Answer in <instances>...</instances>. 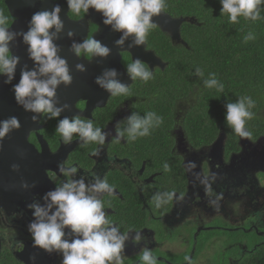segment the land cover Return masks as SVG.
Listing matches in <instances>:
<instances>
[{"label":"clouds","instance_id":"9594fccd","mask_svg":"<svg viewBox=\"0 0 264 264\" xmlns=\"http://www.w3.org/2000/svg\"><path fill=\"white\" fill-rule=\"evenodd\" d=\"M219 3L220 16H227L230 24H238L241 17L252 23L264 20V0H219ZM66 4L68 11L75 16L87 15L90 10L100 14L105 26L112 32L120 33L114 45L121 50L126 43L128 49L146 45L150 31L156 27L153 17L160 15L168 6L167 0H66ZM61 12L60 4L53 3L51 9L32 14L27 31H14L10 27L14 22L10 15L0 10V77H4V84L12 85L11 91L17 105L33 114V122H39L42 116L46 120L59 118L55 132L64 145H70L74 137L78 138L82 146H103L109 137L112 143L118 144L122 140L131 143L150 136L164 120L154 110L143 114L131 112L116 122L115 135L106 131V127L95 126L91 119L82 118L80 114L61 118L62 113L70 110L71 106L67 103L60 104L57 89L60 85L70 86L73 81L68 61L60 55L62 47L56 43L65 29ZM74 36V31H67V37L72 40L69 50L77 59L89 58L90 62L94 58L107 59L112 54V49L94 35L87 36L80 42L73 39ZM18 38L26 45L32 67L27 63L23 64L20 67L19 81L13 84L20 57L12 53L10 45ZM256 38L255 32L248 31L243 36V43ZM75 69L81 73L87 71L84 63H77ZM125 72L131 81L147 83L155 79L154 72L139 58L127 63ZM192 75L203 81L205 89L224 93L225 85L215 72H209L205 76L204 69L197 66ZM120 76L121 73L114 67L103 68L100 75L95 77L94 83L111 97L130 96L131 89L121 81ZM225 101L224 120L227 127L239 139L251 140L253 133L247 124L255 116L253 109L257 101L251 95L239 96L235 101L225 96ZM20 127L16 116L0 120V142ZM92 155L98 156L99 152L94 151ZM210 159L209 157L208 160ZM11 167L13 171H19L18 164ZM182 167L183 173L192 177V187L203 188L207 206L220 212L224 193L216 192L213 188V184L220 178L219 172H209L207 169L197 172V164L191 160L184 161ZM57 168L65 179L43 195V203L34 200L27 205L33 217L27 225L33 248L42 249L50 255H60V264H125L127 244H142L143 247L137 253V264H158L159 258L153 254L150 242L141 229L129 225L122 231L119 223L108 218L103 196L113 197L116 194L114 184L94 171L81 174L80 169L71 162L61 161ZM163 171H171V165L167 161L163 162ZM21 187L28 189L35 187V184L29 185L22 181ZM185 199V192L178 193L175 188L163 189L152 194L150 203L156 210L167 211V206L174 201L181 203ZM110 206L111 202L108 201V207ZM6 215L5 210L0 208V217ZM16 215L13 213L12 218ZM17 243L23 248L22 241ZM35 259V255L29 257L32 264H35ZM184 261L186 264H193L189 255L184 256Z\"/></svg>","mask_w":264,"mask_h":264},{"label":"flooded vegetation","instance_id":"af4514ba","mask_svg":"<svg viewBox=\"0 0 264 264\" xmlns=\"http://www.w3.org/2000/svg\"><path fill=\"white\" fill-rule=\"evenodd\" d=\"M81 19L86 20V37L96 36L99 33L98 26L93 23L88 14L77 20ZM118 54L119 65L125 72L124 61L126 59L132 60L126 52L119 51ZM116 56L115 53H112L108 58L115 61ZM94 59H91L90 62L89 58L77 60L91 64ZM124 75L128 77L126 72ZM131 84L132 81L129 78L128 85ZM103 97L99 101L89 104L86 101L69 104L71 108L65 112L68 113L69 117L80 114L82 118L91 119L95 126L106 127V131L115 135L114 126L116 122L133 112V104H130L123 96L111 97L108 93L106 97ZM11 112L14 111L8 108L6 117H1L0 112V120L11 117ZM19 112L26 111L21 107V110L14 112L13 116H16L20 121ZM32 115L31 113L30 118ZM63 117L62 114L61 118ZM22 119L24 120V118ZM58 119L46 120L42 116L39 122L32 125L24 139L30 147L28 152L19 148L17 130H13L0 142L2 145L0 146V208H3L7 214L0 217V264H32L29 260L32 255L36 257L35 264H60L62 259L60 255L56 253L50 255L42 249L32 247V238L27 231V225L33 217L32 211L28 209L27 205L34 200L43 203V195L47 191L53 190L56 184L65 179L57 168V164L61 161L71 162L80 169L81 174H88L93 171L99 173L102 177H106L109 183L116 186V194L113 197L103 196L106 211L109 213L108 218L112 219L114 223H119L122 231L129 225L141 229L150 242L149 247L153 254L159 258L158 264H186L185 255L192 257L193 264H215L213 253L209 256L207 250L203 248L206 246L207 249H210L208 243L213 245L212 241L218 237L222 241L224 236L229 237L235 232L245 230L239 229L244 218H235L233 212L227 208V204L234 201H245L244 207L247 210L260 206L259 200L261 199L257 198L258 195L255 192L257 189L261 190L257 186L261 180V183L264 184V136L262 135L255 140L238 138L239 150L230 151L227 155L224 154L223 150L225 137L222 133H219L210 145L198 149L188 147L184 141L183 158L181 151L179 152L177 149V139L181 141V126L176 124L173 128V149L181 159V166L184 161H187L186 157H190L189 154L197 151L194 153L197 164L195 171L199 172L205 169L209 172L218 171L220 178L213 184V188L216 192H223L224 199L221 201V211L215 212L207 206V198L203 188L199 186L193 188L191 185L192 177L185 174L186 199L178 203L176 207L177 203L174 201L168 211L155 214L149 206L154 182L152 140H150L145 151H140L136 141L129 143L122 140L117 144L112 143L109 137L103 146L95 144L82 146L78 138L74 137L71 143H75L73 148L66 151L65 148L60 149L64 144L55 132L54 126ZM50 123L53 124V127L48 125ZM177 129L180 132L179 135L176 134ZM219 137L222 138L221 148L216 143ZM45 145L47 148L43 149L42 146L45 147ZM94 151H98L99 155H92ZM145 153L147 156L143 158ZM209 157L211 158L210 161L208 160ZM13 164L19 165V171L12 170ZM22 181H26L29 185L35 184V187L24 189L21 187ZM145 187L149 188L144 189ZM255 198H257L256 202H254ZM108 201L111 202L110 207H108ZM139 212L145 214L143 223L138 221L137 213ZM192 212L195 213V217L190 220ZM256 212L258 213V211ZM13 213L17 214L15 218H12ZM169 217L179 219L178 225H189L188 227L192 230L189 233L183 228L171 230L168 222ZM237 221H240V224L236 225L235 222ZM214 229L215 231L212 232ZM251 229L254 228L251 227ZM245 231L247 232L248 229ZM176 232L181 233V245L177 254L170 255V251H176L179 245L174 248L172 244L173 238L171 236ZM209 232H212V236L206 238L203 245L195 246V238L200 233L207 235ZM255 232L256 236H254L250 248H247L248 246L242 242L238 246L239 252L234 258L232 257L231 244L220 247L223 260L218 264H239L244 259L248 264L252 253L255 255L256 251L260 250L261 253H264V234L256 230ZM187 237L190 238L191 245H188ZM18 241L23 242V248L19 246ZM222 243L225 245L223 241ZM141 247H143L142 244L140 246L127 244L125 264H137V253Z\"/></svg>","mask_w":264,"mask_h":264},{"label":"trees","instance_id":"16d2710c","mask_svg":"<svg viewBox=\"0 0 264 264\" xmlns=\"http://www.w3.org/2000/svg\"><path fill=\"white\" fill-rule=\"evenodd\" d=\"M167 5L162 12L171 18L193 19L192 23L185 22L180 26L183 44H175L169 34L157 26L153 28L145 49L152 51L165 66L162 70L154 68L155 79L147 83L132 81L131 95L125 97L133 104V111L143 114L154 110L164 118L163 124L150 136L136 141L140 151L148 148L150 140L153 143L152 194L156 190L172 188L178 193L186 191L181 159L173 149V128L176 124L181 126L182 137L192 149L210 145L222 133L225 137L224 154L239 150L238 137L224 120L225 96L235 101L239 96L251 95L257 101L253 109L255 116L248 121L247 127L253 133L251 140L264 136V20L252 23L241 17L238 24H230L227 16H220L219 0H167ZM0 10L9 14L4 0H0ZM67 16L77 20L84 15L75 16L69 10ZM248 31L255 32L257 38L243 43V36ZM129 62L130 59H126L124 67ZM197 66L204 69L205 76L209 72L217 74L225 85L223 94L204 88L203 81L192 75ZM48 125L53 127L52 123ZM146 156V153L143 154V158ZM165 161L171 165V171L167 173L163 171ZM149 206L155 214L166 212L156 210L150 201ZM169 208L170 205L167 211ZM137 214L139 223H143L144 212ZM245 230L233 233L227 240L226 244L232 245L231 250L236 255L242 242L250 248L256 236L254 229ZM261 252L252 253L248 264H264V253ZM239 264H246L245 259Z\"/></svg>","mask_w":264,"mask_h":264},{"label":"water","instance_id":"95a60500","mask_svg":"<svg viewBox=\"0 0 264 264\" xmlns=\"http://www.w3.org/2000/svg\"><path fill=\"white\" fill-rule=\"evenodd\" d=\"M53 3H59L62 12L61 18L64 21L65 29L64 33L61 34V38L56 41L61 47L62 51L60 55L68 61L71 74L73 76V81L70 86L65 87L64 85H60L57 89V96L59 98L60 104H74L78 101H86L87 104L99 101L103 96L106 97L108 95L107 92L100 89L95 83V77L100 75L103 68H116L120 73L121 81H125L124 83L128 84L129 78L125 77V72L119 65V51L126 52L131 60L139 58L146 63V66L149 67L151 71L154 68H160L161 70L164 68L165 64L161 62L159 58H157L152 51L145 50V45H141L138 47H134L132 49L127 48V43L124 46V49H118L114 45V41L117 40L120 36V33H115L110 30L108 26H105L102 23V17L100 14L96 13L93 10H90L88 13L89 18L96 24L99 28V33L95 36L97 40H100L103 44L107 45L112 49V53H115L116 60L114 59H104L99 60V58H95L94 62L91 64H86L85 62L78 61L72 52H70L69 48L72 43L67 37V31L72 30L75 32V39L77 42L85 39L87 35V24L86 20H70L67 17L68 6L66 4V0H4V4L7 8L9 15L14 21L10 27L11 30L14 31H27L28 22L31 19V16L34 12L40 11L43 9H51ZM153 20L156 26L162 31L169 34L171 40L175 44H183L180 38V26L185 22L192 23V18H178L173 19L167 14L161 12L160 15L153 17ZM11 51L14 55L20 57V65L17 67L16 78L13 80V84L17 83L20 78V67L23 64L27 63L29 67H32V61L28 59L26 45L22 43V39L18 38L13 44L10 45ZM113 61V64H111ZM77 63H84L87 71L84 73L78 72L75 69V65ZM4 77H0V112L1 117H6L7 109L10 108L14 112H18L21 110V107L17 106L16 101L14 99V94L11 91L12 85L3 83ZM103 97V98H104ZM9 104V105H8ZM16 108L14 109V106ZM14 112H11L10 115L13 116ZM63 116H68V113H62ZM67 114V115H66ZM20 115V124L21 127L16 131V135L18 138V143L20 149H24L26 152L30 149L27 143H25L24 139L31 129L32 125L35 122L30 118L31 113L28 112H19ZM86 115V114H85ZM24 118V120L22 119ZM222 138L216 141L221 148ZM73 144L61 146L60 149L65 148L66 151H69L73 148ZM42 148H47L42 146Z\"/></svg>","mask_w":264,"mask_h":264},{"label":"rangeland","instance_id":"374dc122","mask_svg":"<svg viewBox=\"0 0 264 264\" xmlns=\"http://www.w3.org/2000/svg\"><path fill=\"white\" fill-rule=\"evenodd\" d=\"M176 134L177 135L180 134L178 129L176 130ZM221 144H222V142H221ZM180 146H181V148H180ZM177 149H178L179 152L181 151L182 157L184 158L183 151H184L185 147H184V140H183L182 134H181V141L179 139H177ZM196 152L197 151H193L192 154H189L190 157L187 156L186 157L187 160H191V161H194L196 163V160H195L196 156L194 157V153H196ZM261 176H263V174H261ZM261 182H262V180H261ZM261 182H259V185H257V186H259L261 188V190L257 189L256 192H255L258 195L257 198L261 199V200H259V203H260L259 207H255L254 209L250 208L251 210H247V208L244 207V202L245 201H234V202L228 203L227 204V208L230 209L233 212V215H235L234 216L235 218H241V217L244 218V220H243V222H242V224H241L239 229H249V228L253 227L254 230L260 232L261 234H264V184H262ZM253 189H256V188H253ZM257 198H255L254 202H256ZM177 205H178V203L175 205V207ZM256 211H258V213ZM171 217H169L170 219L168 220L169 228L171 230H181V228H183L185 230H188V233L192 230V228L188 227L189 225H185V226L178 225L179 224V219H173ZM194 217H195V213L192 212L191 217L189 219L192 220ZM235 223H237L236 225H238V224H240V221H237ZM216 226H218V225H216ZM214 231H215V229L212 232H214ZM212 232H209L207 235L200 233V235L197 238H195V241H194L195 246L203 245L204 241L206 240V238L212 236L211 235ZM171 238H173V240H172L173 243L172 244H173L174 248H176L178 244L179 245H178V248H177L176 251H170L169 250L170 251V255L177 254L178 251H179V247L181 245V233L176 232L175 234H173L171 236ZM228 238H229L228 236L227 237L224 236V238L222 240L225 245H223L222 241H220L219 237H218L217 239L212 241L213 245H210L208 243V246L210 247V249H207L206 246L203 248V249L207 250V252L209 253V256L211 255V253H213V255H214L213 256L214 257L213 261L215 262V264H218L221 260H223L222 254H221V248H222V246H227L226 243H227ZM187 240H188V242H187L188 245H191L190 238L187 237ZM168 241H169V239H168ZM171 249H173V248H171ZM196 254H195V256H196ZM232 254H233L232 257L234 258V256L236 254L233 251H232ZM167 255H168V253H167Z\"/></svg>","mask_w":264,"mask_h":264},{"label":"bare ground","instance_id":"6f19581e","mask_svg":"<svg viewBox=\"0 0 264 264\" xmlns=\"http://www.w3.org/2000/svg\"><path fill=\"white\" fill-rule=\"evenodd\" d=\"M130 87V86H129Z\"/></svg>","mask_w":264,"mask_h":264}]
</instances>
